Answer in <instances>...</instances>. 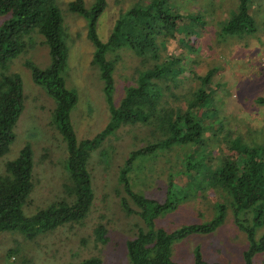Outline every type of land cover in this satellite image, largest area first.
Returning a JSON list of instances; mask_svg holds the SVG:
<instances>
[{"label":"rangeland","instance_id":"1","mask_svg":"<svg viewBox=\"0 0 264 264\" xmlns=\"http://www.w3.org/2000/svg\"><path fill=\"white\" fill-rule=\"evenodd\" d=\"M67 1L54 0L61 16L66 46L63 84L76 96L68 118L75 138L81 139L90 137L103 126L107 108L97 70L88 62L92 47L85 36L84 19L66 9ZM82 1L88 5L91 0ZM132 1L106 0L95 25L100 39L105 38L118 10ZM164 3L180 14L185 12L190 18H197H181L180 21L187 25H177L178 31L182 26L185 31L191 30L184 37L186 45L179 44L180 33L166 35L161 38L163 42L158 55L165 57L169 52L180 56L182 61L186 56L188 68L196 73H202L207 67L212 69V84H197L193 77L186 75L174 89L177 93H185L186 89L201 87L203 100L194 112L205 128L203 143L200 146L173 145L168 149L160 148L151 155H136L125 167L130 153L147 144L149 137L144 125L118 126L101 144L108 148L106 158L99 160V149L90 153L87 166L93 198L85 214L56 224L31 239L19 231L0 232V264H63L89 257L98 258L99 264H130L125 240L133 237L144 223L135 212L136 205L119 188L122 183L117 184L121 170L124 169L130 186L147 197L162 201L169 189L173 206L153 222L154 227L168 231L181 224L209 220L216 213L217 203L227 204L228 200L224 192L212 186L209 176L199 180V190L190 189L187 183L191 180L185 181L186 171L184 166L181 167L184 155L193 161L205 155L204 161L213 167L221 155L231 154L233 150L264 149V106L254 101L257 96L264 95V0H249L252 30L232 34L219 32V25L233 9L235 0H164ZM3 18H6L5 13L0 14V21ZM24 61L40 68L48 64L46 46L36 33L29 34L24 50L4 65L5 72L17 75L23 100L12 127L13 140L8 151L0 157V172H3V163L14 159L23 144L31 147L34 185L28 202L22 206L23 214L31 216L61 195L66 179V151L65 143L51 121L53 100L39 85L30 81ZM144 65L130 50L119 49L110 90L113 103L121 95L122 86L131 82L134 68ZM165 98L169 104H182L181 99L176 100L170 95ZM206 107H211L213 112H206L204 118L202 110ZM235 155L237 153L234 158ZM195 169L200 171L202 167L195 165ZM179 172L184 175H177ZM171 177L176 187H172V191L167 186ZM122 197H126L130 210L123 206ZM252 214L250 211L246 216L247 225L251 224ZM98 224L104 229L97 234L94 229ZM262 233L264 221L253 228V239L257 241ZM246 247L244 233L234 224L231 209L226 208L223 219L212 230L171 240L169 256L181 264H190L193 249L197 248L204 260L242 264L241 252ZM250 264H264V250L254 253Z\"/></svg>","mask_w":264,"mask_h":264},{"label":"trees","instance_id":"2","mask_svg":"<svg viewBox=\"0 0 264 264\" xmlns=\"http://www.w3.org/2000/svg\"><path fill=\"white\" fill-rule=\"evenodd\" d=\"M105 4L106 0H91L88 5H84L82 0H68L65 3L66 9L84 19L85 36L92 47L88 62L97 70L107 108V119L103 126L90 137L76 139L68 118V111L76 96L63 84L66 46L58 7L54 0H0V14H6V18L0 21V157L8 151V145L13 140L12 127L23 100L17 75L5 72L4 65L24 50L27 36L32 33L38 34L40 42L45 44L49 61L42 68L27 61L23 64L28 69L30 81L39 85L53 100L51 121L61 135L66 151V179L62 183L61 195L31 216H25L22 212V206L28 202L34 185L31 147L23 144L14 159L3 163V172H0V232L19 231L31 239L56 224L82 217L93 198L91 174L87 166L90 153L99 149V160L106 158L108 148L101 144L106 135L120 125H144L149 137L147 144L130 153L125 167L129 166L127 162L136 155H151L160 148L168 149L173 145L200 146L203 143L205 128L194 112L203 100L201 87L186 89L185 93H177L174 89L186 75L193 77L197 84H212L211 67L196 73L188 68L186 56H183L182 61L180 56L169 52L165 57L158 55L159 46L163 42L161 38L166 35L180 33L179 44L184 43L185 35L191 30L185 31L182 26L178 31L177 25H187L180 19H189L190 16L169 8L164 0H134L118 10L105 38L100 39L95 25ZM248 4L249 0H235L233 9L220 22L219 32L232 34L251 31L253 25ZM196 18L192 16L190 19ZM121 48L130 50L145 65L134 68L131 82L122 86L121 95L113 103L110 97L112 72ZM169 95L176 100L181 99L182 104H169L165 98ZM254 101L264 106V95L257 96ZM203 111L204 118L206 112H213L211 107ZM233 151L221 155L213 167L204 161L205 155H200L199 160L195 161L184 155L180 166L185 168V181L191 180V183H187L190 189L199 190V180L209 176L207 178L212 186L224 192L228 200L227 204L217 203L216 213L209 220L181 224L168 231L160 226L154 227L153 222L173 206L169 189L162 201L147 197L130 186L124 176V169L119 172L117 184L122 183L119 188L136 205L135 212L144 223L133 237L125 240L130 264H181L169 256L171 240L190 233L212 230L223 219L226 208L231 209L234 224L245 236L247 247L241 252L242 264H250L252 255L264 250V233L257 241L252 236L253 228L264 221V149L242 148L238 152ZM234 153H237L235 158ZM195 165H200L202 169L197 171ZM172 177L168 179L167 186L175 189ZM126 197L121 200L128 210ZM250 211L254 214L251 224L247 225L249 220L246 216ZM103 229L98 224L94 231L98 234ZM63 264H99V259L89 257ZM190 264L219 263L204 260L197 248H194Z\"/></svg>","mask_w":264,"mask_h":264},{"label":"clouds","instance_id":"3","mask_svg":"<svg viewBox=\"0 0 264 264\" xmlns=\"http://www.w3.org/2000/svg\"><path fill=\"white\" fill-rule=\"evenodd\" d=\"M169 51L171 52V51H172V49H171V48H169Z\"/></svg>","mask_w":264,"mask_h":264}]
</instances>
